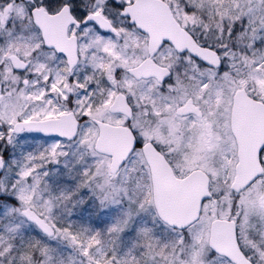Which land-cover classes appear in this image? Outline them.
I'll use <instances>...</instances> for the list:
<instances>
[{"label": "snow or ice", "instance_id": "obj_1", "mask_svg": "<svg viewBox=\"0 0 264 264\" xmlns=\"http://www.w3.org/2000/svg\"><path fill=\"white\" fill-rule=\"evenodd\" d=\"M0 264H264V0H0Z\"/></svg>", "mask_w": 264, "mask_h": 264}]
</instances>
